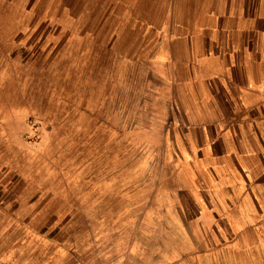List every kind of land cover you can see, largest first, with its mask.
Instances as JSON below:
<instances>
[{
  "label": "rangeland",
  "instance_id": "374dc122",
  "mask_svg": "<svg viewBox=\"0 0 264 264\" xmlns=\"http://www.w3.org/2000/svg\"><path fill=\"white\" fill-rule=\"evenodd\" d=\"M123 8L0 0V264H207L183 254L168 117Z\"/></svg>",
  "mask_w": 264,
  "mask_h": 264
},
{
  "label": "crops",
  "instance_id": "0c3cea01",
  "mask_svg": "<svg viewBox=\"0 0 264 264\" xmlns=\"http://www.w3.org/2000/svg\"><path fill=\"white\" fill-rule=\"evenodd\" d=\"M96 2L107 20L124 5L122 51L146 72L156 115L168 117V205L193 229L183 254L263 261L264 0Z\"/></svg>",
  "mask_w": 264,
  "mask_h": 264
}]
</instances>
